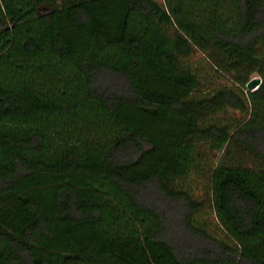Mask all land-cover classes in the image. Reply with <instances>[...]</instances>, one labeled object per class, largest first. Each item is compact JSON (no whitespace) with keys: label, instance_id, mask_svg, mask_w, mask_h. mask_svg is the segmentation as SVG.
Listing matches in <instances>:
<instances>
[{"label":"trees","instance_id":"16d2710c","mask_svg":"<svg viewBox=\"0 0 264 264\" xmlns=\"http://www.w3.org/2000/svg\"><path fill=\"white\" fill-rule=\"evenodd\" d=\"M0 264H264V0H0Z\"/></svg>","mask_w":264,"mask_h":264},{"label":"rangeland","instance_id":"374dc122","mask_svg":"<svg viewBox=\"0 0 264 264\" xmlns=\"http://www.w3.org/2000/svg\"><path fill=\"white\" fill-rule=\"evenodd\" d=\"M190 62L191 64H193V66L196 68V70L201 72V77H202V84L203 86L200 87V89H203L204 92L214 88V87H230L233 88V78L231 77L232 75H228V74H218L216 71H214L211 67V65L208 63V59H207V55L202 52V51H198L196 53L193 54V56L190 58ZM260 78L261 76L259 75L258 72H255L254 74H252L251 79L252 78ZM257 89V87L255 88ZM254 89V90H255ZM202 92V90H201ZM242 116H244V113L241 111H236V110H232L230 109L227 112H224L222 114H219L218 118L221 117H226L228 118H233V117H239L241 118ZM218 154H216V156H218ZM207 220L210 223V226L212 227V231L213 233H215L216 231V226H215V215L212 213H208V215L206 216Z\"/></svg>","mask_w":264,"mask_h":264},{"label":"water","instance_id":"95a60500","mask_svg":"<svg viewBox=\"0 0 264 264\" xmlns=\"http://www.w3.org/2000/svg\"><path fill=\"white\" fill-rule=\"evenodd\" d=\"M261 83V79L260 78H252L248 84H247V87L250 89V90H254L256 87L259 86V84Z\"/></svg>","mask_w":264,"mask_h":264}]
</instances>
